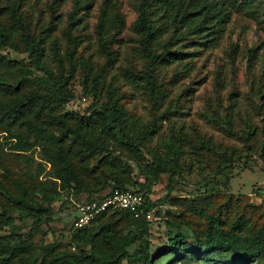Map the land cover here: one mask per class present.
<instances>
[{"label":"rangeland","instance_id":"374dc122","mask_svg":"<svg viewBox=\"0 0 264 264\" xmlns=\"http://www.w3.org/2000/svg\"><path fill=\"white\" fill-rule=\"evenodd\" d=\"M13 1L0 0V7ZM139 1L81 0L80 8H76V0H20L19 5V15L30 35L40 39L45 48L44 60L55 73L68 76L67 86L77 96L59 115L82 111L91 105L92 98L83 95V85L85 79L87 86L94 79L101 91L98 103L101 105L109 96L118 99V105L127 112L130 128L156 122L158 132L141 148L140 158L126 151H113L131 168L133 182L144 183L143 167L151 161V151L171 156L162 142L171 141L181 150L178 174L172 177L163 174L151 188L144 190L152 204L148 208L150 218L140 219L136 225L129 221L117 225L127 226L123 234L132 231L141 235L120 264H143L139 258L143 249L151 257L164 254L171 230L166 221L178 226L179 218L174 216L186 211L185 205L180 208L170 202L174 198L208 199L202 207L203 214L222 207L221 216L226 222L244 208V221L250 225L264 224V0H175L177 16L172 23L170 11L164 8L154 11L150 21L158 31L148 39L147 46L156 55H161L164 48L167 52L156 59L153 70L157 104L148 95L143 81L149 59L142 43L144 34L135 26ZM0 22L4 26L14 24L4 10H0ZM100 37L108 39L112 57L109 61L100 47ZM13 39L19 50L1 52L9 54L14 68L0 70V79L8 77L17 82L25 74V68L33 76H40L24 52L20 35H14ZM73 43L75 53L69 57ZM31 88L35 87L26 84L20 92L26 93ZM12 143L14 140L0 132V184L7 182L6 186L14 191H17L15 183L24 184L27 194L34 198L31 204L45 211L47 218L19 209L15 199L0 188V210L9 203L14 209L8 215L15 219L0 236L26 235L32 231L39 255L51 243L59 246L58 251L79 254L68 231L74 203L106 193L113 181L108 178L104 186L107 190L102 192L95 193L97 189L92 187L78 193L65 190L50 203L44 202L33 184L37 166L44 163L39 150L16 158L10 152ZM247 156L251 160H246ZM229 158H234V162L226 163ZM3 165L10 171L9 181L3 177ZM42 165L45 170L39 181L50 171V165ZM97 165L92 163L91 167ZM246 165H251V171ZM87 179L97 182L91 176ZM202 215L189 213L190 226L203 227L206 219L200 218ZM190 226H182L180 231L193 245ZM88 251L89 247L85 253ZM187 264L196 261L192 259Z\"/></svg>","mask_w":264,"mask_h":264},{"label":"trees","instance_id":"16d2710c","mask_svg":"<svg viewBox=\"0 0 264 264\" xmlns=\"http://www.w3.org/2000/svg\"><path fill=\"white\" fill-rule=\"evenodd\" d=\"M80 2L81 0H76V8H80ZM19 5L20 0H15L0 7L14 23L4 26L0 22V70L14 68L13 61L8 58L9 54L2 53L1 50L18 51V45L13 37L19 34L24 44V52L30 57V64L41 75L35 77L28 68H25L23 71L25 74H22L17 82H11L8 77L0 79V132L6 133L10 140H14L10 146L11 154L18 158L23 153L39 150V158L44 163L37 166L38 174L33 184L37 186L36 192L41 194L44 202L50 203L55 195L65 190L78 193L82 189L92 187L97 189L95 193L105 191L107 189L104 186L110 178L113 186L105 192L114 189L133 191L143 196L145 210H149L152 204L144 190L147 187L151 188L163 174H169L170 177L178 174L176 172L179 168L180 149L175 148L171 141L162 142L161 145L168 149L171 156L163 151H151V161L143 167L146 168L144 183L133 182L131 168L126 161L114 156L113 151L116 149L119 152L126 151L129 155L140 158L141 148L158 132L156 122L153 121L145 127L130 128L127 123V112L118 105V99L109 96L101 105L98 103L101 91L94 79L88 86L85 85L87 80L85 79L83 85V95L92 98L91 105L82 111H70L63 116L59 115L58 112L75 101L77 96L67 86L68 76L55 73L44 60L45 48L41 45L40 39L36 40L30 35L19 15ZM162 8L166 12L170 11L172 23L177 16V12L174 11L175 0H140L136 8L138 17L135 26L144 34L142 43L149 59V68L143 76V81L154 104H157L158 96L153 70L156 68V59L164 57L167 52L164 48L161 55L153 54L147 46V41L158 31L150 21L151 15ZM107 41V38L100 37V47L108 60L112 57ZM74 46L75 43L69 51V57L75 53ZM26 84H31L35 88L21 93L22 86ZM81 99L80 97L79 100ZM246 160H251V156H247ZM96 162L98 165L91 167V164ZM233 162L234 158L226 159V163ZM42 164L50 165V171L45 174L44 180L39 181V175L45 170ZM97 167L101 170H97ZM2 168L5 171L3 176L5 181L11 180L10 171L4 165ZM246 169L251 171V165H246ZM28 176L30 178V175ZM89 176L97 182H91L87 179ZM98 179L102 182L99 183ZM6 185L7 182L0 184L1 190L15 199L19 209L33 213L39 218L43 216L47 218L45 211L31 204L34 198L27 194L24 184L15 183L17 191ZM205 201L208 199L197 201L172 199L170 202L180 208L185 205L186 211L179 212V217L174 216V219L179 218L178 226H173L170 220L166 221L171 230L168 245L162 251L164 254L159 253L162 255L151 257L143 249L139 256L142 263L172 264L178 261L187 264L192 259L196 264L264 263V224L250 225L244 221L242 219L245 214L244 208L241 214L230 222L222 219V207H218L212 213L203 214L202 207L206 206ZM225 204L227 205L228 201ZM13 209L9 203L1 206L0 233L14 222V217L8 215ZM189 213L203 214L200 218L206 219L205 225L191 227L190 216H187ZM224 214L227 215V212ZM121 221H129L136 225L140 219H135L128 211L114 210L102 213L80 229H75L71 225L68 230L71 234L70 242L75 245L79 254L58 251L59 246L51 243L43 247V254L39 255L37 246L32 241V231L26 235L12 233L1 235L0 264H120L122 258L127 255V250L141 237L132 231L123 234L127 226L123 224L118 228L117 225ZM182 226L192 228L193 245L189 244L181 233ZM87 247L89 251L86 254Z\"/></svg>","mask_w":264,"mask_h":264},{"label":"built area","instance_id":"2783aa9c","mask_svg":"<svg viewBox=\"0 0 264 264\" xmlns=\"http://www.w3.org/2000/svg\"><path fill=\"white\" fill-rule=\"evenodd\" d=\"M143 204L142 195L130 190L114 189L74 203L71 225L75 229H80L90 224L102 213L114 210L128 211L135 219H149L151 213L145 210Z\"/></svg>","mask_w":264,"mask_h":264}]
</instances>
